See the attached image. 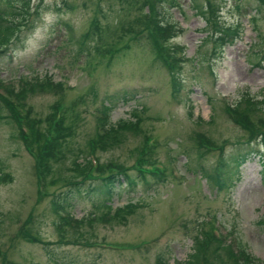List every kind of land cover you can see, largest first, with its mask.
Segmentation results:
<instances>
[{
	"label": "rangeland",
	"instance_id": "374dc122",
	"mask_svg": "<svg viewBox=\"0 0 264 264\" xmlns=\"http://www.w3.org/2000/svg\"><path fill=\"white\" fill-rule=\"evenodd\" d=\"M151 2L28 0L20 40L0 54V174H9L0 183V264H158V255L164 264L187 263L211 229L264 261V0H166L162 34L151 30ZM0 11L14 9L1 3ZM222 31L236 36L218 44ZM48 78L56 86L42 87ZM4 99L31 107L43 130L53 117L73 130L63 157L47 160V183L38 173L42 146L30 153ZM105 111L110 125L140 130L92 148ZM241 145L247 160L228 159ZM141 148L169 170L163 178L138 179ZM223 153L224 187L204 173ZM88 158L105 172L120 167L138 185L121 179L110 214L97 207L102 196L78 197L72 213L84 220L61 231L52 195L76 177L74 162ZM212 243L210 264H235L226 250L216 259Z\"/></svg>",
	"mask_w": 264,
	"mask_h": 264
},
{
	"label": "trees",
	"instance_id": "16d2710c",
	"mask_svg": "<svg viewBox=\"0 0 264 264\" xmlns=\"http://www.w3.org/2000/svg\"><path fill=\"white\" fill-rule=\"evenodd\" d=\"M166 0H152L151 2V12H152V19H153V25L151 26V30L155 33L159 32L161 33V29L164 30V26H166L167 20H165V15L163 12H161V5L162 2ZM172 5H175V0H170ZM174 2V3H173ZM1 3H5L8 5H11L14 9V11L10 12H1L0 11V54L4 53L5 50H7L8 47L13 45L16 41V39L20 40V33L22 31V24L23 20H25V16L23 15V12L27 9L25 8L26 5H28V0H0V7ZM20 4V5H19ZM69 8V7H68ZM210 8V4L207 2L206 6L200 5V13L204 16H207V12ZM94 25L97 24V21L93 23ZM163 27V28H162ZM95 29V28H93ZM236 31H232L229 33L228 31H222L220 33V36L216 38V42L219 44H227L233 41V38ZM90 35H86V39ZM14 39V40H13ZM4 51V52H3ZM1 57V56H0ZM49 79H45L42 83V87H47V89L51 86H56L57 83L49 82ZM176 84H180V81L175 80ZM175 84V86H176ZM16 97L19 99V101L23 102L21 97L15 93ZM5 102L10 105L9 108L13 111V113L16 114V121L17 126L19 128V137L23 138L25 141L27 147L29 148L30 153L37 155L36 151L34 150L35 147H39L40 145V153L42 156L39 157L40 163L38 164V173L43 175L46 182V173L43 170H47L49 168V164L47 160H51L52 158H62L63 152L61 151L62 146L64 145V142L67 140L68 137L72 135V129L69 125H66L64 120L62 118L60 119H54L50 121L49 126L43 130L40 128V121L32 116V110L31 107L27 108V111L23 114L25 115V120H23V116L19 114V110L16 108V106L12 103H10L7 99H4ZM256 103H260L259 100H257ZM264 103V102H263ZM262 103V104H263ZM241 110V109H240ZM232 112L234 113V120H237L238 122H241L243 124V120L239 119V112L233 108ZM242 114H245L241 110ZM108 112H104V117L101 118V124L103 132L100 133L99 131L96 133L94 138L92 139V143L97 147H100L102 149H105L106 147H109L110 145L118 144L122 141V138L125 136L127 131H135L138 132L140 129L138 127L137 123H130V122H124L120 121L116 125H110L108 120ZM14 118V115L11 116ZM246 119L248 116L245 117ZM15 120V119H13ZM23 123H26L27 125V132L23 130ZM263 137V146H264V134L261 135ZM205 139L204 137H200V140ZM41 141V143H40ZM43 143V144H42ZM155 148V146L152 148ZM243 148H246L245 146H238L236 149L237 151L233 152L228 159H236V162H243L246 161L248 156L250 155V149H248L246 152H239L243 150ZM242 153V154H241ZM151 153L146 156V151H144L143 148L139 151V158L140 161H138V179L145 180L149 176L157 177V178H163L167 173L158 169L154 168L153 166L156 164L154 160H152L150 156ZM58 158V159H59ZM224 160V159H223ZM221 166H217L216 169L218 171H222L224 175V180L226 183H229L230 180V174H229V168L228 164L225 162L221 163ZM147 165H151L153 167V170H150V168L146 167ZM221 167H225L224 169H221ZM228 168V169H227ZM204 169V168H203ZM98 172V175L92 176L93 166L91 164L90 159L84 161L83 163L74 162V166H72V171L76 177L71 179L68 184L66 185V189L60 190L59 192H56L52 195L51 200V209L52 212L56 215L58 221L56 222L57 228L61 231L65 230V228L73 226L75 223L84 220V219H77L73 213H72V206L75 205L78 197H90L93 198V195H99L102 196L103 203L100 204V206L97 207H105L108 208V213L110 214L112 210V203L110 202L112 199H110L111 195H113V191L119 186V184L122 182L121 179H123L129 189L134 190L136 186L138 185V180L133 179L130 175L123 173L120 171V167H115L114 169L105 172V168H103V164L100 163L99 167L96 169ZM206 172V171H205ZM262 174L264 177V168L262 169ZM216 173L215 170L212 169L211 173L206 172V177L208 179H212L216 181L215 177ZM9 174L8 173H2L0 174V183L7 182ZM147 187H150L149 185H144ZM129 207H126L125 209H116L113 213V217L117 216V214H123L125 210L128 211ZM125 211V212H126ZM124 212V213H125ZM96 216V215H94ZM106 216V215H104ZM92 219V216L87 218ZM264 222V221H263ZM198 244L200 245L198 247L197 254L193 257V259H189V262L187 263H180L179 264H210V258L208 256V249L210 248L209 244L212 241V244L218 243L216 251H219L220 257L221 253L220 250H226L227 255L231 257V259L234 261L235 264H264L263 262L258 263L257 259L254 258L253 255L249 254L248 251L244 247H241L239 245V248L236 250L234 247L230 246V244H227L225 239H216L211 231H206L204 233V237L202 239H198ZM82 245L86 246L85 243H82ZM212 246V245H211ZM226 247L228 249H226ZM157 263L158 264H164V261H162V255H158L157 257ZM56 264H65L59 259H53Z\"/></svg>",
	"mask_w": 264,
	"mask_h": 264
}]
</instances>
